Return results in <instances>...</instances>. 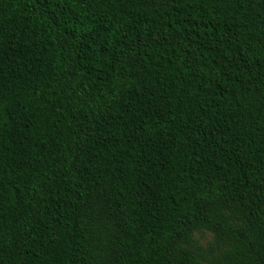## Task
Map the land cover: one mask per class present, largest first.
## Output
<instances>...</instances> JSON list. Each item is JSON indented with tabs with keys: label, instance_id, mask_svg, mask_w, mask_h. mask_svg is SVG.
<instances>
[{
	"label": "trees",
	"instance_id": "1",
	"mask_svg": "<svg viewBox=\"0 0 264 264\" xmlns=\"http://www.w3.org/2000/svg\"><path fill=\"white\" fill-rule=\"evenodd\" d=\"M0 264H264V0H0Z\"/></svg>",
	"mask_w": 264,
	"mask_h": 264
},
{
	"label": "rangeland",
	"instance_id": "2",
	"mask_svg": "<svg viewBox=\"0 0 264 264\" xmlns=\"http://www.w3.org/2000/svg\"><path fill=\"white\" fill-rule=\"evenodd\" d=\"M195 237L197 240L202 244L205 245L208 240L211 239L210 233H204V234H196Z\"/></svg>",
	"mask_w": 264,
	"mask_h": 264
}]
</instances>
